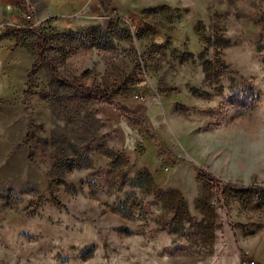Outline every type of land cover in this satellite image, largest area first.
<instances>
[{
  "label": "rangeland",
  "instance_id": "374dc122",
  "mask_svg": "<svg viewBox=\"0 0 264 264\" xmlns=\"http://www.w3.org/2000/svg\"><path fill=\"white\" fill-rule=\"evenodd\" d=\"M33 1L0 9V264H264V0L70 33Z\"/></svg>",
  "mask_w": 264,
  "mask_h": 264
},
{
  "label": "crops",
  "instance_id": "0c3cea01",
  "mask_svg": "<svg viewBox=\"0 0 264 264\" xmlns=\"http://www.w3.org/2000/svg\"><path fill=\"white\" fill-rule=\"evenodd\" d=\"M33 1V0H32ZM34 1L36 3H34ZM40 13L38 22L50 25L58 33L77 32L86 29L98 18L135 21L156 17L163 9L184 8L187 5L206 4V0H34ZM48 6V15L43 13V3ZM16 0H0V9L17 5ZM205 3V4H204ZM2 5V6H1ZM201 6L202 11L206 8ZM45 19V21H44ZM23 20L21 19V22Z\"/></svg>",
  "mask_w": 264,
  "mask_h": 264
},
{
  "label": "built area",
  "instance_id": "2783aa9c",
  "mask_svg": "<svg viewBox=\"0 0 264 264\" xmlns=\"http://www.w3.org/2000/svg\"><path fill=\"white\" fill-rule=\"evenodd\" d=\"M34 7H32V4H27V14H25L24 21L22 26L24 28H33L36 26L37 21L34 20ZM245 264H256L254 261H248L245 262Z\"/></svg>",
  "mask_w": 264,
  "mask_h": 264
},
{
  "label": "trees",
  "instance_id": "16d2710c",
  "mask_svg": "<svg viewBox=\"0 0 264 264\" xmlns=\"http://www.w3.org/2000/svg\"><path fill=\"white\" fill-rule=\"evenodd\" d=\"M38 60L34 63L31 73L33 74L36 70H38L42 64V55H37Z\"/></svg>",
  "mask_w": 264,
  "mask_h": 264
}]
</instances>
